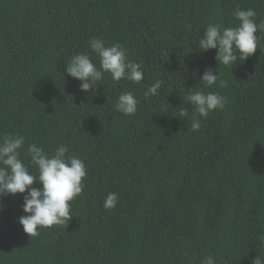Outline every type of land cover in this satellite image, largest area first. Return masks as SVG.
Here are the masks:
<instances>
[{
	"label": "trees",
	"instance_id": "1",
	"mask_svg": "<svg viewBox=\"0 0 264 264\" xmlns=\"http://www.w3.org/2000/svg\"><path fill=\"white\" fill-rule=\"evenodd\" d=\"M237 7L264 21V0H0V136L25 138L20 158L34 175L33 143L48 154L66 145L87 170L72 218L38 236L18 223L22 195L3 199L0 264H251L264 253V30L256 52L229 66L198 45L209 23L235 26ZM94 37L120 43L143 79L104 73L95 93L81 91L66 63L84 52L99 67ZM206 69L227 86L205 88ZM195 90L228 100L197 131L185 99ZM125 91L139 101L134 115L114 110Z\"/></svg>",
	"mask_w": 264,
	"mask_h": 264
},
{
	"label": "clouds",
	"instance_id": "2",
	"mask_svg": "<svg viewBox=\"0 0 264 264\" xmlns=\"http://www.w3.org/2000/svg\"><path fill=\"white\" fill-rule=\"evenodd\" d=\"M236 20L235 26L222 27L218 23H209L198 45L201 52L215 49L217 64L229 66L237 63V57L246 60L258 48L256 32L264 30V21L257 24L254 9L243 10L239 7L233 10ZM89 48L99 58V67L93 63L87 53L74 54L66 63L65 72L68 76L80 81V90L95 93L97 82L102 80L104 73H108L112 80L126 79L139 83L144 73L139 63L128 59L127 50L120 44L107 46L100 38L89 40ZM239 53V55H237ZM217 71L206 69L199 78L205 88L218 86L226 87V81H219ZM163 84L162 80L154 81L147 88L144 95L155 96ZM194 107L191 120V130L197 131L201 127V120L206 119L209 113L225 108L228 100L225 96L214 91L195 90L185 97ZM139 101L131 91L122 92L115 104L114 110L123 115H134ZM182 110L180 116H186ZM25 138L20 135L0 136V212L3 211V199L9 195L21 194L23 198L22 212L18 223L30 237L39 235L40 228H49L54 225H63L72 216L70 202L84 190L83 178L87 175L84 161L75 155L69 154L66 145H59L52 154H48L37 144H29L25 155L32 166L34 175L24 160L20 158V150L24 148ZM39 183L41 187H34ZM118 195L108 193L103 207L112 209L116 206ZM256 239L259 246L264 247V234ZM203 264H216L213 256L205 257ZM251 264H264V253L251 260Z\"/></svg>",
	"mask_w": 264,
	"mask_h": 264
}]
</instances>
